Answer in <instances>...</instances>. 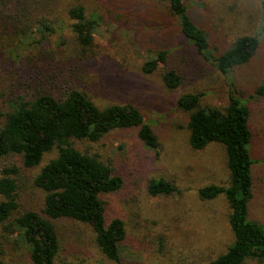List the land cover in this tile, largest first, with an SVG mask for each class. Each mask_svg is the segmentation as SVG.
Returning <instances> with one entry per match:
<instances>
[{
  "label": "trees",
  "instance_id": "1",
  "mask_svg": "<svg viewBox=\"0 0 264 264\" xmlns=\"http://www.w3.org/2000/svg\"><path fill=\"white\" fill-rule=\"evenodd\" d=\"M56 2L0 0V38H8L11 44L15 41L13 49L19 59L30 57L33 75L30 87L0 106V167L5 166L0 173V228L6 235L0 234V264H10L3 247L11 242L27 250L31 264H57L61 258L63 264H86L81 257H77V263L62 257L74 244L73 232L66 221L88 226L95 246L107 259L115 264H130L122 258L128 237L126 221L121 216L108 217L105 200V195L122 188L123 179L110 163L95 153L80 150L74 142H97L114 130L135 128L141 142L158 152L159 136L134 104L100 105L82 85L68 78L61 88H56L60 74L48 71L57 66L64 74L76 73L74 77L79 78L83 62H91L99 55L95 34L103 20L137 37L148 28L167 30L173 19L187 42L223 74L248 64L259 49L260 37L239 36L217 55L186 0H158L159 11L149 2L140 5L135 0H95L100 8L94 14H89L84 2L77 1L66 10L67 22H56L51 17L49 7ZM148 19L151 23L143 22ZM53 38L55 44L66 47L74 44L73 54L64 62L56 63L58 54L43 46L52 44ZM36 51L43 55L35 56ZM169 52L156 50L143 62L141 70L146 75L159 74L169 90H176L182 86L184 77L180 66L170 60ZM43 56L48 57L47 62L41 60ZM254 96L264 97V79L257 85ZM202 97L198 92L184 93L177 106L188 117V142L193 150L203 151L214 143L224 147L227 183L207 184L198 189V195L206 201L225 198L232 233L225 249L202 264L264 263V223L251 215L256 190L251 108L233 84L224 106L204 105ZM54 150V157L34 179L35 186L45 194L43 202L34 207L22 206L14 177L20 169L15 163L24 170H33ZM148 192L154 197L170 196L179 189L172 181L159 177L148 184Z\"/></svg>",
  "mask_w": 264,
  "mask_h": 264
},
{
  "label": "rangeland",
  "instance_id": "2",
  "mask_svg": "<svg viewBox=\"0 0 264 264\" xmlns=\"http://www.w3.org/2000/svg\"><path fill=\"white\" fill-rule=\"evenodd\" d=\"M77 1L85 3L89 14L100 8L95 0H58L49 7L53 20L67 22L66 10ZM186 1L196 23L207 32L211 49L217 55L239 36L258 35L261 43L253 59L230 74H223L187 42L173 19L169 29L159 32L160 29L148 28L141 30L137 37L103 20L95 34L97 49H100L97 60L84 61L79 78L74 77L76 73L64 74L57 66L48 71L60 74L55 81L56 88H61L68 78L82 85L100 105L134 104L159 136L158 152L141 142L135 128L114 130L97 142H74L80 150L95 153L110 163L123 179L122 188L105 195V200L108 217L121 216L126 221L128 237L122 248V258L130 264H202L223 251L232 240L228 223L230 209L225 198L206 201L198 195V189L207 184L227 183L226 153L219 143L203 151L190 147L188 117L177 106L178 98L184 93H202L204 105L224 106L233 84L238 95L249 104L254 133L252 154L256 161L251 215L264 223V97L254 96L257 85L264 79V0ZM135 2L140 5L153 3L155 10H160L156 5L158 0ZM143 22L151 23L150 19ZM55 39L52 44L43 46L58 54L56 63L64 62L73 54L74 44L66 47L55 44ZM13 43L6 37L0 38L1 107L33 84L30 57L19 59ZM159 49L169 50L170 60L180 66L184 82L176 90H169L159 74L146 75L141 70L143 62ZM34 54L43 55L37 51ZM47 59L41 58L46 62ZM55 153L56 150L47 153L42 164L33 170H24L15 163L20 171L13 176L17 178L18 199L22 206L34 207L43 202L45 194L35 186L34 179ZM159 177L172 181L179 192L151 196L148 184ZM66 224L73 232L74 244L63 252V258L73 263L81 257L86 264H115L95 246L93 232L88 226L75 221H66ZM0 234L5 235L2 228ZM3 250L8 263L31 264L27 250L20 244L5 243ZM57 261L63 264L62 258ZM246 264L264 263L249 261Z\"/></svg>",
  "mask_w": 264,
  "mask_h": 264
}]
</instances>
